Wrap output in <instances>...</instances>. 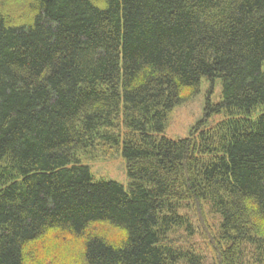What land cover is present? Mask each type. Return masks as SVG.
<instances>
[{
  "label": "trees",
  "instance_id": "1",
  "mask_svg": "<svg viewBox=\"0 0 264 264\" xmlns=\"http://www.w3.org/2000/svg\"><path fill=\"white\" fill-rule=\"evenodd\" d=\"M263 63L264 0H0V264L51 233L68 264H204L170 239L189 208L219 218L213 264H264ZM203 78L222 101L164 137ZM98 152L127 188L81 164Z\"/></svg>",
  "mask_w": 264,
  "mask_h": 264
},
{
  "label": "rangeland",
  "instance_id": "2",
  "mask_svg": "<svg viewBox=\"0 0 264 264\" xmlns=\"http://www.w3.org/2000/svg\"><path fill=\"white\" fill-rule=\"evenodd\" d=\"M264 71V63L262 64ZM188 91H184V95H188ZM222 88L219 79L209 82L203 78L199 85V90L193 97H187L185 102L175 107L167 117L166 128L163 136L169 139L186 138L195 125L203 118V108L207 96L210 97L212 103L217 104L222 101ZM224 119V114H216L212 116L206 123L205 128L212 127ZM81 164L89 168L95 180L114 181L125 188L128 187V178L126 176V164L120 153L111 155H102L95 153V156L87 154L80 155ZM188 215L193 235L178 230L170 236L171 241L175 246L191 248L204 255V264H213L214 253L209 247L208 237L214 236L217 233L219 224L218 216L211 214L205 208L203 212L187 209L182 211ZM99 233L107 237L109 240H116L119 236L118 231L106 225H99ZM259 232L264 236V223L259 227ZM57 234H49L38 243H32L26 248V254L30 258V264H68V260L73 257H67L62 260L63 255L68 254L66 248L71 243V238L61 236L62 243L67 242L66 246H61V242L54 241ZM60 248L59 251H56ZM64 258V257H63Z\"/></svg>",
  "mask_w": 264,
  "mask_h": 264
}]
</instances>
